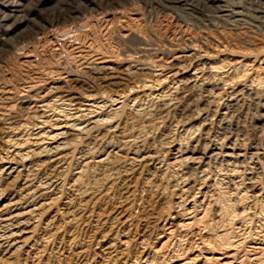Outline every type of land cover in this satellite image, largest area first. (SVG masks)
Segmentation results:
<instances>
[{
  "label": "rangeland",
  "instance_id": "1",
  "mask_svg": "<svg viewBox=\"0 0 264 264\" xmlns=\"http://www.w3.org/2000/svg\"><path fill=\"white\" fill-rule=\"evenodd\" d=\"M0 264H264V0H0Z\"/></svg>",
  "mask_w": 264,
  "mask_h": 264
},
{
  "label": "bare ground",
  "instance_id": "2",
  "mask_svg": "<svg viewBox=\"0 0 264 264\" xmlns=\"http://www.w3.org/2000/svg\"><path fill=\"white\" fill-rule=\"evenodd\" d=\"M17 11L18 10H16L15 12L17 13ZM15 16H16V14H15ZM7 22H8V19H7ZM71 34H72V30L71 29H66V30L62 31L58 36H60L61 38H67V37L71 36Z\"/></svg>",
  "mask_w": 264,
  "mask_h": 264
}]
</instances>
